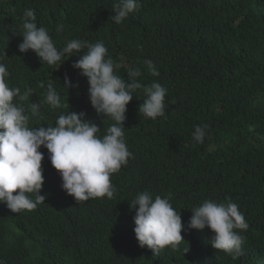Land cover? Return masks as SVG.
Segmentation results:
<instances>
[{
    "label": "trees",
    "instance_id": "trees-1",
    "mask_svg": "<svg viewBox=\"0 0 264 264\" xmlns=\"http://www.w3.org/2000/svg\"><path fill=\"white\" fill-rule=\"evenodd\" d=\"M114 2L0 0V63L7 66L10 87L20 88L21 94L33 90L27 100L13 101L25 107L29 127L55 126L61 114L84 112L102 137L114 121L91 107L87 80L72 67L78 54L56 69L31 50L18 51L26 9L34 10L37 26L48 31L57 48L72 39L102 41L116 74L127 79L128 68L139 66L142 84L155 81L167 89L165 116L154 120L138 111L143 91L133 93L123 124L132 156L110 177L112 199L76 202L62 190L47 149H39L45 203L12 213L0 202V261L264 264V0H138V10L120 24L112 20ZM58 25H64L63 32L57 33ZM146 59L159 76L148 72ZM65 76L78 86L67 90ZM49 83L61 98L56 108L46 102ZM31 103L41 105L38 114L28 110ZM203 124L209 126L208 135L202 144L195 143L194 126ZM145 190L153 198L171 194L185 229L177 248L157 254L138 245L135 209L130 208ZM204 200L239 205L249 224L246 231L237 230L246 237L242 256L233 259L213 249L208 228L188 227L190 210Z\"/></svg>",
    "mask_w": 264,
    "mask_h": 264
},
{
    "label": "clouds",
    "instance_id": "clouds-1",
    "mask_svg": "<svg viewBox=\"0 0 264 264\" xmlns=\"http://www.w3.org/2000/svg\"><path fill=\"white\" fill-rule=\"evenodd\" d=\"M138 7V0H115L112 20L120 24ZM22 19L23 39L18 44V51L26 53L31 50L41 62L57 66L56 69L70 56L78 54L79 59L72 67L87 80L91 107L114 123L101 137L98 135L101 128L86 120L84 112L68 111L59 115L55 126L29 127L25 107L13 101L14 98L27 100L33 90L29 87L21 94L20 88L10 87L7 66L0 63V202L5 203L12 213L32 211L45 203L46 196L40 194L44 183V154L39 151L42 146L47 149L52 167L60 174L62 190L76 202L101 197L112 199L115 188L110 177L119 172L132 156L124 138L127 105L134 98L133 93L142 90L145 99L138 111L153 120L164 117L167 89L155 81L150 85L142 84L138 79L142 75L139 66L128 68L127 79L116 74L114 61L102 41L89 43L72 39L63 48H57L48 31L37 26L34 10L26 9ZM63 30L64 25L57 26V33ZM83 49L87 51L80 54ZM143 64L152 76H159L152 60L146 59ZM63 86L68 90L78 85H73L65 76ZM60 100L49 83L46 102L56 108ZM40 107L39 103H31L28 110L36 115ZM208 128L207 124L194 126L193 141L202 144ZM170 200L171 194L153 198L145 190L137 193L132 201L130 210L135 209L133 232L141 248L147 247L158 254L165 247L175 249L184 241L181 213ZM190 211L188 227L196 230L208 228L213 233L210 239L213 249L231 254L233 259L243 255L242 245L246 243V237L241 231H246L249 224L238 204L204 200Z\"/></svg>",
    "mask_w": 264,
    "mask_h": 264
}]
</instances>
